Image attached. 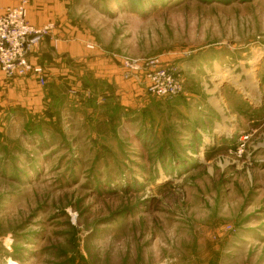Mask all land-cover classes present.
Here are the masks:
<instances>
[{
  "label": "rangeland",
  "instance_id": "374dc122",
  "mask_svg": "<svg viewBox=\"0 0 264 264\" xmlns=\"http://www.w3.org/2000/svg\"><path fill=\"white\" fill-rule=\"evenodd\" d=\"M71 3L87 49L184 92L128 106L75 71L40 85L51 115L1 86L0 264H264V0Z\"/></svg>",
  "mask_w": 264,
  "mask_h": 264
},
{
  "label": "crops",
  "instance_id": "0c3cea01",
  "mask_svg": "<svg viewBox=\"0 0 264 264\" xmlns=\"http://www.w3.org/2000/svg\"><path fill=\"white\" fill-rule=\"evenodd\" d=\"M19 1L0 0V4L2 7H6L16 5ZM28 18L35 25H43L48 21H56L58 24L55 37L60 40L57 45L51 37H48L39 51L31 56L33 61L39 62L45 67L48 82L50 79L60 77L62 79H73L72 74L75 71H80L83 74L89 73L90 75L91 73L96 79L107 82L110 85V92H113L112 98L113 96L116 98L120 96L125 105H132L135 96H146L147 92L137 83L123 78L122 66L110 56H97L96 52L87 49L85 44L91 40V37L85 34L87 30L83 29L84 24L79 23L74 18L71 0H30ZM8 81L4 72L0 69V88H2L1 86L6 87ZM14 83L15 85L10 89V93L18 101L28 103L31 106L32 104L38 106L45 96H49L46 100L49 102L50 113L53 114V103L59 92L53 91L48 92L46 95L41 94L39 91L40 85L33 78L17 79L12 84ZM79 84L81 85V82ZM83 89L87 90L86 87ZM89 103L90 101H88Z\"/></svg>",
  "mask_w": 264,
  "mask_h": 264
},
{
  "label": "built area",
  "instance_id": "2783aa9c",
  "mask_svg": "<svg viewBox=\"0 0 264 264\" xmlns=\"http://www.w3.org/2000/svg\"><path fill=\"white\" fill-rule=\"evenodd\" d=\"M30 0H20L16 5L0 4V69L7 80L33 78L41 86L48 83L46 69L31 56L51 37L55 44L58 29L56 21L35 25L29 21ZM89 47L93 45L89 44ZM122 76L143 86L150 96L171 99L184 92L181 68L161 57H130L122 60Z\"/></svg>",
  "mask_w": 264,
  "mask_h": 264
},
{
  "label": "trees",
  "instance_id": "16d2710c",
  "mask_svg": "<svg viewBox=\"0 0 264 264\" xmlns=\"http://www.w3.org/2000/svg\"><path fill=\"white\" fill-rule=\"evenodd\" d=\"M103 2L106 0H102ZM121 7L122 8H134L135 10L139 11V10H144L147 8L148 6V0H121ZM163 2L167 1V0H161ZM155 4V3H154ZM157 4V3H156Z\"/></svg>",
  "mask_w": 264,
  "mask_h": 264
},
{
  "label": "bare ground",
  "instance_id": "6f19581e",
  "mask_svg": "<svg viewBox=\"0 0 264 264\" xmlns=\"http://www.w3.org/2000/svg\"><path fill=\"white\" fill-rule=\"evenodd\" d=\"M217 71H218L217 75H218L219 79L223 80L224 78L228 77V74H226L225 71H223L221 69V67H219V69ZM14 264H16V263H14Z\"/></svg>",
  "mask_w": 264,
  "mask_h": 264
}]
</instances>
